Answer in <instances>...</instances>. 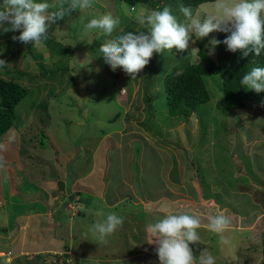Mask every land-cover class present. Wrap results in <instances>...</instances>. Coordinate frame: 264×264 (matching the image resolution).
I'll list each match as a JSON object with an SVG mask.
<instances>
[{
    "label": "rangeland",
    "instance_id": "rangeland-1",
    "mask_svg": "<svg viewBox=\"0 0 264 264\" xmlns=\"http://www.w3.org/2000/svg\"><path fill=\"white\" fill-rule=\"evenodd\" d=\"M49 2L53 5V10L59 9L63 4V0ZM2 3L3 0H0V4ZM161 3L163 7H170L173 14L183 20L182 13L179 12L181 3L178 0H165ZM153 9L155 8L143 4L137 8L132 7L121 0H92L91 8L67 13L62 20L53 24L47 39L35 46L13 40V36H19V31L4 32L3 28H0V60H4L6 64L0 67V73L6 78L23 81L29 90L26 98L16 108L19 117L17 124L20 129L15 126L4 141L12 145L17 142L19 148L24 136L28 138L36 135L38 140L42 139L41 141L47 145L46 147L41 145L34 137L33 143L27 144L26 152H18L22 162L18 164L7 162L0 155V162L3 163L0 167V243L6 244L0 245L2 248L7 245H21L26 239L46 241L52 236L58 221L62 219L59 211L62 205L63 213L67 212L70 221L78 215L79 203L65 201L67 200L65 191L54 193L58 181L51 178L55 176L54 173L60 171L57 172L56 163L66 169L72 161L70 169L75 170L80 166L81 170L86 171L87 150H100L105 139L109 140V136H112L120 142H125V139L129 142L135 140V143L139 144L138 149L140 145L146 150L158 144L160 148L171 153L174 161L170 160L169 173H164L163 166L168 161L166 153L163 152L165 150L157 155L159 170L150 163L145 165V168L153 178L152 183L156 184L154 182L156 180L161 187L160 191L165 189L164 184L167 185L170 193L176 198L189 199L190 203L185 207L187 212L201 216L202 223L198 229L201 239L198 244L191 245L196 255L206 249L215 257L216 264L264 262V228L261 227V219H256L257 221L260 219L261 222L255 223L251 231L243 230L239 222L240 220L244 225L246 221L252 223L261 208H264L261 206L264 203V175L263 172H258L260 175L257 176L260 177H257L254 171L252 174V170L241 171V163H238L240 165L238 168L235 165L237 157H240L246 168H249V158L239 153L235 154L236 148L249 141L247 136L251 135L250 141L257 139L261 146L264 144L260 140L264 138V107L251 106L236 112L227 111L223 95L214 93L211 101L200 105L197 113L195 112L189 121L185 117H170L165 100L157 96L160 86L152 84L158 83L162 76H166L177 66L181 67V64L170 65L176 49L162 52L160 56L154 53V57L158 59L148 64L154 67L146 66L136 79H131L122 69L113 71L105 63L100 46L109 37L98 29L85 30V25L92 18L111 13L119 20L112 35L122 34L121 29L126 33L132 20L140 23V18ZM196 9H193V14L203 18L206 14L217 11L216 1L203 3ZM142 26L144 25L138 24L134 30L137 31ZM143 30L146 31L145 26ZM211 34L209 36L212 39ZM10 41L15 43H9ZM198 41L190 44L194 50L195 61ZM210 48L211 53H217L216 46L213 49L210 45ZM28 49L34 54H40L41 58H33L34 55L27 52ZM41 60L43 64L40 63ZM155 68H158V71L156 75L151 76ZM44 69L50 72L49 77L55 80L44 75ZM31 73H36L35 80L32 79ZM58 80L71 88L64 92ZM92 89L99 92L89 93ZM49 92L53 93L52 106L49 110L52 118L43 121L42 116L45 112L39 108L38 103H34V99L47 97ZM84 104L85 108L82 107ZM118 113L120 116L111 122L110 118ZM254 123L259 127L254 126ZM41 129L45 130L43 134L45 136L41 135ZM105 129L107 132L103 133ZM152 134H156L155 137ZM164 140L170 146L165 145ZM149 143L151 145L146 146ZM247 143L244 149L247 148ZM79 151L81 154L77 156ZM144 153L147 154V152L138 154V159H143ZM182 154L188 156L189 161L185 156L182 157ZM117 161L114 159L112 165L116 166ZM258 162L261 165V162ZM12 163L14 165H11ZM173 164H177L175 171ZM40 167L45 168L51 175L50 178L45 174L49 178L46 183L51 185L47 186V192L39 196V186L43 185ZM255 171H258L257 168ZM146 175L145 172L143 175L145 179ZM23 177L22 182L28 183L24 184V187L23 184H19ZM259 178H262L261 181ZM27 188L33 195H29ZM215 194L219 195V199L214 197ZM35 195H38L40 200L38 203L43 207L42 212H47V216L42 217L40 212L35 210L34 206H39L32 200ZM25 211H31L26 215V223L22 216H18ZM219 211L229 215L237 213L234 215L236 222L231 223V226L220 234L209 230L208 221L204 218ZM178 212L184 211L178 209ZM230 219L235 221L232 216ZM77 223L84 226L80 221ZM88 224H91V217ZM56 231L58 234L59 229ZM87 231V228L76 229L77 248L80 252L100 257L98 254H104L99 253L102 251L100 248L102 245L106 249L115 250V246L119 244L110 242L108 236L106 242L100 239L95 247L91 248L86 243L90 240ZM124 237L120 239L122 243L119 248L127 253L134 248L123 244ZM126 253L117 256L122 258ZM40 255L45 257L44 263L40 264L51 263V259L54 258L53 253ZM30 257L32 260L35 259ZM15 260L17 259L13 257L12 261ZM150 261L151 257L147 263ZM22 262L34 264L32 261L19 258V264Z\"/></svg>",
    "mask_w": 264,
    "mask_h": 264
},
{
    "label": "clouds",
    "instance_id": "clouds-1",
    "mask_svg": "<svg viewBox=\"0 0 264 264\" xmlns=\"http://www.w3.org/2000/svg\"><path fill=\"white\" fill-rule=\"evenodd\" d=\"M91 6L92 0H63L61 7L53 10L49 0H3L0 4V28L4 32L19 31V36H13V40L35 46L47 39L51 26L67 13ZM216 9V12L201 18L194 15L190 7L181 5L179 12L183 20L174 15L168 6L162 10L153 9L140 18V24L145 26L146 31L124 33L121 29L122 34L115 36L112 34L119 20L111 13H105L92 18L85 25V30L98 29L109 37L100 46L105 63L113 71L122 69L131 79L137 78L154 53L173 49L183 52L189 49L190 44L214 31L228 34L222 41L228 51L235 53L239 50L244 57L249 54L260 56L264 51V0H216ZM220 43L215 38L210 41L213 49ZM4 66L5 61L0 60V67ZM241 83L257 93L264 92V67H252L242 77ZM164 143L169 145L165 140ZM3 147L0 144V149ZM183 156L189 161L188 156ZM123 223V217L110 213L103 222L95 223L92 231L106 242V237L122 227ZM201 223L199 214L179 212L164 214L147 224L148 243L155 245L159 264H216L215 257L206 249L196 255L191 247L201 239L198 232ZM231 223L230 217L223 211L208 217L209 230L218 234L225 232Z\"/></svg>",
    "mask_w": 264,
    "mask_h": 264
},
{
    "label": "crops",
    "instance_id": "crops-1",
    "mask_svg": "<svg viewBox=\"0 0 264 264\" xmlns=\"http://www.w3.org/2000/svg\"><path fill=\"white\" fill-rule=\"evenodd\" d=\"M255 125L254 123V126ZM256 126L259 127V125ZM109 137V140L105 139V143L102 145L101 149L99 148L100 150H87L88 159L86 164L88 166L86 171L81 170L80 166L75 170L70 169L69 165L66 169H63L61 164L56 163L55 168L58 169L57 172L60 171L54 173L55 176L51 178V175L46 172L45 168L40 167L39 172L43 175V185L39 186V196L42 195L43 192H47V186L51 185L50 183H46L47 180H49L47 177L48 175L51 179H56L58 181L56 183L57 189L55 188L54 193L65 191L67 198L65 201L69 200L80 204L79 213L70 221L67 212L63 213L64 205H62L59 209L62 219L58 221L55 226L56 229H59L58 234L55 229L52 236L46 241H31L26 239L22 241L21 245H7L4 247L5 249L0 246V255H3L0 256V264H19V258L20 260L32 261L34 264L44 263L43 260L45 257H41V253L54 254V258L51 259L52 262L47 264H93L94 262H96V264H159V260L156 258L155 245L148 243L149 237L145 231L146 225L155 222V220L161 218L164 214L179 213L178 209L187 212L185 207L187 203H190L189 199L176 198L170 193L169 188L167 185L165 186V184L163 185L165 189L160 191L161 187L156 180H154L156 184L152 183L153 178L149 175V170L145 168V165L150 163L155 169L159 170L157 155L164 149L158 146V140H156L157 143H155L158 147L150 146L146 150H143L144 148H142L141 145L138 149L139 144L135 143V140L129 142L125 139V142H120L115 137ZM247 138L250 141L251 135L249 137L247 136ZM260 140L264 142V138H260ZM249 141H246L248 142L246 149H244L246 142L243 146L240 145L236 149L237 153L249 158V168H246L245 162L243 160L241 161L240 157H237L235 165L241 163V169L245 170L243 172L252 170V172L254 171L256 173V176L260 175L258 172H263L262 174L264 175V144L261 146L257 139ZM4 143L6 142L4 141L2 145H4ZM148 145L151 144H146V146ZM143 152H147V154L145 155L144 153L143 159H138V154ZM163 152L166 153L168 160L163 166L164 173H169V164L174 160L171 158L172 155L169 151L165 150ZM114 159L118 160L116 166L112 165ZM171 159L172 161L170 162ZM258 161L261 162V165ZM7 162L16 164L19 162L22 163L19 153H17V156L14 158L7 160ZM13 163L11 165H14ZM44 165L47 166L46 163H44ZM173 165L175 166L173 171L177 170V164ZM256 168L258 171H255ZM145 172L147 174L146 179L143 177ZM254 172L252 174H254ZM62 175H64V177H62ZM23 179L24 177L20 179L19 184H23L24 187V184L27 185L28 183H25V181L23 183ZM261 179L262 178H259L260 181ZM27 190L30 192L29 195H33L29 188H27ZM35 196L36 197L32 200L36 201L35 204H39L38 202L40 200L37 197L38 195ZM192 202L191 204L193 205ZM64 204H66V202ZM102 206L104 208L100 209ZM261 206H264V203ZM34 208L36 211L38 210V212H40V216H47V212H42L43 207L40 204L39 206H34ZM191 209L193 208L191 207ZM28 212L29 211H25L18 214V216H22V220L24 221L27 218L26 215ZM110 213H115L124 218L122 227L117 228V230L109 236L110 242L119 243L115 246V250L104 248V245H102L103 243L100 242L103 247H100L102 251L99 253H104L98 254L101 255L100 257L80 252L77 248L76 229L87 228V237L90 240L86 243L91 248L95 247L100 237L97 233L92 231V226L95 223L103 222ZM235 214L237 213H231V215L227 214L235 219V221H233V219L231 220L233 224L236 222ZM89 217H91V224H88ZM204 218L205 221H208V218ZM257 218H260L262 222L260 219L257 221ZM78 221L82 222L84 226L78 224ZM259 221L262 223L261 227L264 228V208H261L260 213L255 216L252 223L246 221L244 225L239 220L243 230H252L255 226L254 224ZM24 222L26 223L27 220ZM125 234L126 237H124ZM122 237H124L123 244L128 247L132 246V248H134L133 250L127 253L125 250H120L121 247L119 248V245L122 243L120 241ZM0 245L6 244L0 243ZM125 253V257L119 258L117 256V254ZM30 256L35 259H30ZM13 257L17 260L12 261ZM149 257H151V261L147 263Z\"/></svg>",
    "mask_w": 264,
    "mask_h": 264
},
{
    "label": "trees",
    "instance_id": "trees-1",
    "mask_svg": "<svg viewBox=\"0 0 264 264\" xmlns=\"http://www.w3.org/2000/svg\"><path fill=\"white\" fill-rule=\"evenodd\" d=\"M121 1L127 3L132 7L137 8V6L143 4L151 6L157 10L163 9V5H161V2H165V0ZM178 1L181 3V5L191 7V9L193 10L203 3L216 0ZM138 24L140 23H138L135 19L132 20L126 29V33L130 31H144V26H142L137 31L134 30L138 26ZM216 32L217 31L212 32V39L216 37ZM227 35V33L217 32V40L221 41V43L216 46L217 53H211L212 49L210 48V41L212 39L209 35L196 42V46L198 48L195 53L197 59L196 61L194 60V50L190 46L189 49L183 52L175 50L173 55L174 60L172 63H170V65L181 64V67L177 66L172 70V72H170L166 76H162L158 83L152 84L149 82L152 85L160 86L161 89L158 90L157 96L162 100H165V107L168 108L170 117H185L189 121L191 116L195 112L197 113V109L200 105L211 101L214 93L223 95V99L226 102L227 111L232 110V112H236L237 110H241L247 107L249 108L251 106L264 107V92L257 93L254 90L246 88L241 83L242 77L246 73H248L252 69V67H264V51H262L260 56L249 54L247 57H244L239 50L235 53L230 52L227 50V46L222 43ZM11 42L15 43L13 41H10L9 43ZM27 52H29L30 54L32 53L30 49H28ZM32 54L34 55L33 58L35 59L41 58L39 56L40 54ZM160 54L161 53H157V55L159 56ZM154 59L158 58H155L153 55L150 62ZM40 63L43 64L42 60L40 61ZM152 66L153 65H147L148 68H151ZM156 71H158V68H155L153 70L151 76L156 75ZM49 73L50 72L44 69V75L46 74L49 77ZM35 74L36 73L30 74L33 80H35ZM49 78L51 80H55L54 78ZM55 78L58 79V77ZM129 80L130 79L128 78L127 81ZM58 81L60 84H62V90L64 92L71 88L70 86H65L64 83L60 82V80ZM74 84L75 82L71 85L73 86ZM28 91L29 90L25 83H23V81L17 78H6L2 73H0V144L4 142L6 136L15 126L20 129L19 125L17 124L19 117L16 108L17 105L26 98ZM91 92L95 94L99 91H96V89H92L89 91V93ZM52 95L53 93L49 92L47 97H44L42 99L38 98L37 100L34 99V103H38L39 108L45 112V114L42 116L43 121H46L47 118H52V114L49 112L52 106ZM82 107L85 108L86 104L82 105ZM118 116H120L119 113L116 114L113 118L111 117L110 121H114ZM144 120L146 121V119ZM201 123L203 125V118H201ZM106 132L107 129L103 130V133ZM40 133L42 136H45L43 135L45 134L44 129H41ZM34 137L37 141H40L41 145L45 147L47 146L43 141H41L42 139L38 140L36 135L28 138L24 136L19 148L16 144V138L14 139V141L16 142L15 145L4 143V147L0 150V155L3 156L5 160H10L17 156V153L19 151L26 152L27 144H32ZM80 154L81 153L79 151L77 156ZM70 164H73V162L71 161L68 165ZM236 166L237 168L240 167V165ZM214 197L219 199L218 194H215ZM260 264H264V262Z\"/></svg>",
    "mask_w": 264,
    "mask_h": 264
}]
</instances>
